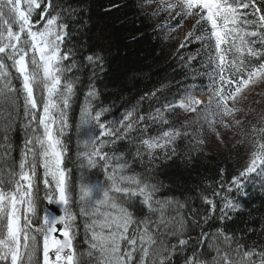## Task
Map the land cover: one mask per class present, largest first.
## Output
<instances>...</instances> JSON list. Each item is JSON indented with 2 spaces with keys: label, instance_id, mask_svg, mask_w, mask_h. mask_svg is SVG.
Returning <instances> with one entry per match:
<instances>
[{
  "label": "snow or ice",
  "instance_id": "obj_1",
  "mask_svg": "<svg viewBox=\"0 0 264 264\" xmlns=\"http://www.w3.org/2000/svg\"><path fill=\"white\" fill-rule=\"evenodd\" d=\"M140 8L173 21L157 31L193 21L179 49L200 42L208 82L185 76L171 98L161 99L167 86L142 96L158 105L147 114L133 106L109 120L96 85L105 58L94 50L81 3L0 0V264H264V245L224 228L243 207L252 175L264 174V124H252L246 166L227 182L221 169L216 188L198 192L203 209L189 210L187 194H173L159 178L179 158L182 139L198 150L205 133L222 144L221 129L248 136L253 109L245 104L264 89V0H143ZM179 49L182 68L201 56ZM89 71L70 168L69 110ZM125 141L131 147L118 149ZM42 203L56 208L41 214Z\"/></svg>",
  "mask_w": 264,
  "mask_h": 264
},
{
  "label": "trees",
  "instance_id": "obj_2",
  "mask_svg": "<svg viewBox=\"0 0 264 264\" xmlns=\"http://www.w3.org/2000/svg\"><path fill=\"white\" fill-rule=\"evenodd\" d=\"M73 2L81 3L84 9L81 19L86 22L89 35L93 38L94 50L105 58L104 72H97L96 85L100 91L98 103L110 108L106 114L109 120L114 118L119 120L122 114L133 106L147 114L151 108L158 105L153 101L150 106V97L141 102V97L167 86L161 93V99L164 96L171 98V94L177 91V82L183 81L185 76L188 77L189 83L195 76V83L198 86L207 84L208 77L201 75L202 71H208L202 69V65L207 61V53L201 48L200 42L194 40L184 49H179V43L191 30L193 21H184L183 26L175 31L168 28L157 31L158 27L164 26L165 21L169 24L173 21L167 18V14L158 17L146 15L151 8L141 9L140 4L143 0H73ZM178 49L180 55L184 57L193 55L200 49L201 56L193 63L192 68H182L185 61L176 56ZM89 75L90 71L83 73L84 82L79 86V92L69 110L70 129L65 140L71 150L67 161L70 168L74 166L77 147L75 124L78 122ZM261 91L264 92V89ZM248 107L253 111L245 117L244 131L248 136L243 138V141L238 130L234 134L224 129H221L224 144L209 133H205L206 144L198 150L188 139H182L178 142L179 158L175 163L163 166L159 178L172 188L173 194L180 192L187 194L189 210L192 207L201 209L205 207L197 194L200 190L210 192L216 188L217 182L221 180V169L224 170L223 181L227 182L246 166L252 150L250 134L252 124L257 122L264 124V121H261V117H264V96H258L252 104H245V108ZM243 115L241 113L238 118ZM13 144L14 155L18 159L21 144L19 131L14 137ZM130 147L126 141L117 145L120 150H127ZM189 153L191 161L187 162ZM137 169L139 170V165ZM94 175L103 178L99 172ZM208 185L212 188H208ZM40 187L42 196L43 185ZM247 191V198H241L243 207L230 213L232 219L226 221L224 228L237 236L243 235L247 244L256 242L264 245V174L259 176L253 174ZM217 203L219 205V198ZM45 208V204L42 203L41 214ZM77 225L78 247H83L79 243L84 238L83 219H78ZM212 226L220 227L219 220Z\"/></svg>",
  "mask_w": 264,
  "mask_h": 264
},
{
  "label": "rangeland",
  "instance_id": "obj_3",
  "mask_svg": "<svg viewBox=\"0 0 264 264\" xmlns=\"http://www.w3.org/2000/svg\"><path fill=\"white\" fill-rule=\"evenodd\" d=\"M261 90L262 89L257 88L255 92L249 94V102H247L246 104H252L258 98V96H260V95H257V93L263 92ZM200 98L203 99L204 97L201 95Z\"/></svg>",
  "mask_w": 264,
  "mask_h": 264
},
{
  "label": "water",
  "instance_id": "obj_4",
  "mask_svg": "<svg viewBox=\"0 0 264 264\" xmlns=\"http://www.w3.org/2000/svg\"><path fill=\"white\" fill-rule=\"evenodd\" d=\"M45 206H46V208H49V209H54V208H56V206H54V205H53V206H48V205L45 204ZM57 235H58V234H57Z\"/></svg>",
  "mask_w": 264,
  "mask_h": 264
}]
</instances>
